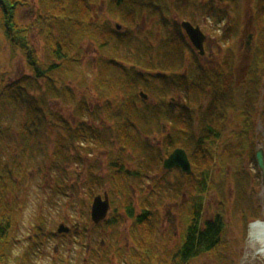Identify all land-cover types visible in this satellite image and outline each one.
<instances>
[{
  "label": "rangeland",
  "instance_id": "374dc122",
  "mask_svg": "<svg viewBox=\"0 0 264 264\" xmlns=\"http://www.w3.org/2000/svg\"><path fill=\"white\" fill-rule=\"evenodd\" d=\"M148 1L125 0L122 4L119 0H26L27 4L16 7L14 20L19 28L27 29V40L44 67L52 62L62 63L53 51L58 39L66 40L60 31V25L66 21L55 16L57 7L65 14H78V19H85L82 26L90 25L108 37L113 33L117 36L127 24L133 31H152L159 37L163 33L159 23L162 17L171 23L190 20L200 25L207 35L205 55L199 53L180 26L200 62L208 69L219 68L214 66L220 65L227 53L237 81L244 82L237 88V105L226 110L223 136L217 146L221 148L236 140V132L244 128L245 107L251 110L253 127L238 155L225 153L221 160L216 156L214 165L209 166L211 183L205 196L204 217L221 212L227 226L221 244L192 264H264L263 244L252 241L249 232L252 222L264 221V172L256 157L259 149L264 153V0ZM81 32L73 35L72 42L68 43L70 57L79 60L69 63L70 72L61 68L53 72L57 85L62 84L61 78L63 85H68L64 91L67 96L47 95L46 120L39 134L28 141L16 135L5 151L7 160L14 157L22 163L14 196L17 203L9 234L7 264H174V250L183 240L190 217V203L176 188L178 181L191 180L186 177L189 174L179 167L165 169L162 160L154 163L149 175L144 174L129 184L122 180L119 185L124 191L120 192L119 188L117 191L114 182L108 181L110 161L119 155L120 144L113 143V122L105 118L104 99L94 88L96 61L102 52L93 37ZM121 49L127 50L123 46ZM191 57L192 51H187L186 64ZM22 74L33 75V68L25 50L7 36L0 8V81L3 75L9 79ZM248 81L256 87L255 96L249 98L254 108L243 95ZM40 83L38 97L48 93L50 86L42 78ZM209 97L202 99L207 102ZM86 103L90 112L84 113L85 123L96 127L104 135L103 140L95 135L79 137L74 132L80 124L75 111ZM93 108L102 109L100 112L97 109L98 117L91 114ZM11 112L15 135L30 113L23 104ZM66 125L73 126L71 133ZM165 132L164 127L162 133L156 131L146 139L154 148H159ZM123 154L130 166L134 159V165L137 164L131 152ZM105 192L111 201L107 219L114 220L94 223L93 199ZM129 194L135 215L150 206V219L137 223L135 217L127 215ZM61 224L69 226L70 231L59 233Z\"/></svg>",
  "mask_w": 264,
  "mask_h": 264
},
{
  "label": "trees",
  "instance_id": "16d2710c",
  "mask_svg": "<svg viewBox=\"0 0 264 264\" xmlns=\"http://www.w3.org/2000/svg\"><path fill=\"white\" fill-rule=\"evenodd\" d=\"M124 1L119 0V3L123 4ZM25 4L26 0H0L6 34L13 43L25 50L28 62L33 68V75L22 74L21 77L9 79L3 75L0 81V264H7L10 255L8 242L17 203L15 192L22 175V163L14 157L7 160L5 151L11 146V138L20 136L22 140L28 141L39 134L38 131L44 127L46 120L47 95L65 97V88L69 87L63 85V78L62 84L57 85L58 79L54 78L53 72L59 68L70 72L69 63L79 60L70 57L68 43L73 35L82 30L84 31L81 33H88L96 40L102 52L100 59L96 61L94 88L104 99L105 118L113 122L111 130L114 131L113 138L116 141L113 143L120 144L119 155L110 161L111 175L108 181L114 182L117 191L118 188L120 192L124 191L119 185L122 180L127 184L140 179L144 174L149 175L154 170V163L159 164L175 148L186 149L194 170L186 176L191 180L177 182L176 192L186 195L190 203V217L183 240L174 250L173 263L192 264L199 257L213 252L222 242L227 222L221 212L204 217L205 196L211 183L209 166L215 163L216 156L221 160L225 153L230 156L238 155L253 127L251 110L245 107L244 128L236 132V140L227 142L221 148L217 146L222 140L226 110L237 105V88L244 83L237 81L229 54L224 55L220 65L214 66L219 68L208 69L200 62L201 58L194 54L181 32V24L177 22L171 23L162 17V22L159 20V23L163 27V33L159 37L152 31H133L129 24L124 31L117 32V36L114 37L113 33L108 37L90 25L82 26L85 19H78V14H65L59 7H53L55 16L66 21L60 25V31L64 33L62 36L66 40L58 39L53 48L55 56L62 63L52 62L44 67L27 40V29L19 28L14 20L16 7ZM219 9L223 11L221 7ZM124 22L128 20L124 19ZM122 46L127 50L122 51ZM187 51H192V60L188 64ZM63 65L65 67H60ZM41 78L49 82L50 86L48 93L38 97V92L42 89ZM251 82L248 81V89L243 94L246 100L256 94V87ZM141 91L148 95L147 99L142 97ZM206 95H210L207 102L203 100ZM248 102L254 108V103L251 100ZM22 104L27 107L29 118L20 123L19 132L14 135L11 109H18ZM246 104L252 107L251 104ZM97 109L91 110V114L96 117L98 110H102ZM86 111L90 112L88 103L77 107L75 112L80 124L74 132L79 137L95 135V138L103 140L104 135L96 127L85 123ZM66 127L70 133L73 131L72 125ZM164 127L165 137L159 148H154L146 137L156 131L162 133ZM15 149L13 148L14 151ZM124 152H131L137 164L134 165V159L130 166L125 161ZM203 165L204 168H201ZM128 198L126 212L129 217H135L137 223L151 218L150 206L143 207L135 215V205L130 194ZM113 220L106 218L104 221Z\"/></svg>",
  "mask_w": 264,
  "mask_h": 264
},
{
  "label": "water",
  "instance_id": "95a60500",
  "mask_svg": "<svg viewBox=\"0 0 264 264\" xmlns=\"http://www.w3.org/2000/svg\"><path fill=\"white\" fill-rule=\"evenodd\" d=\"M181 27L185 30L188 35L193 46L199 51L201 55L206 54L205 42L207 39V35L201 29L200 25L194 24L190 20H182L180 22ZM120 27V25H118ZM252 35H250V38ZM249 42H247L248 44ZM141 95L144 99L148 98V95L141 91ZM257 161L259 167L264 172V153L263 149H259L256 152ZM163 167L165 169H173L175 167H179L184 173L190 174L192 173V163L188 156L186 149L183 147L175 148L165 159L163 162ZM111 207V201L109 194L105 192L104 194H97L92 202L91 207V218L94 223H100L107 218ZM255 222H260L264 224L262 220H256ZM70 227L65 224H61L58 228V232H69Z\"/></svg>",
  "mask_w": 264,
  "mask_h": 264
},
{
  "label": "bare ground",
  "instance_id": "6f19581e",
  "mask_svg": "<svg viewBox=\"0 0 264 264\" xmlns=\"http://www.w3.org/2000/svg\"><path fill=\"white\" fill-rule=\"evenodd\" d=\"M249 232L251 240L262 243L261 250H264V224L255 221L252 222L250 224Z\"/></svg>",
  "mask_w": 264,
  "mask_h": 264
},
{
  "label": "flooded vegetation",
  "instance_id": "af4514ba",
  "mask_svg": "<svg viewBox=\"0 0 264 264\" xmlns=\"http://www.w3.org/2000/svg\"><path fill=\"white\" fill-rule=\"evenodd\" d=\"M253 36H254V34H253ZM254 38V37H253Z\"/></svg>",
  "mask_w": 264,
  "mask_h": 264
}]
</instances>
